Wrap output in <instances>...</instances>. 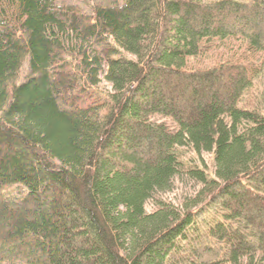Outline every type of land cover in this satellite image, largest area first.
<instances>
[{
    "label": "trees",
    "instance_id": "16d2710c",
    "mask_svg": "<svg viewBox=\"0 0 264 264\" xmlns=\"http://www.w3.org/2000/svg\"><path fill=\"white\" fill-rule=\"evenodd\" d=\"M262 25L264 0H0L31 66L0 79V264H264V58L189 69L264 57Z\"/></svg>",
    "mask_w": 264,
    "mask_h": 264
},
{
    "label": "rangeland",
    "instance_id": "374dc122",
    "mask_svg": "<svg viewBox=\"0 0 264 264\" xmlns=\"http://www.w3.org/2000/svg\"><path fill=\"white\" fill-rule=\"evenodd\" d=\"M264 30V26L262 25ZM211 57H215L218 59H228V58H235L238 61H241L242 63L248 65L250 68H256L259 67L262 64V57L260 54L254 53L250 50V46L247 43H237L235 40L230 42H222L220 40L215 41L211 43L209 48V57H207L206 60H200V61H194L191 60L189 63V69L192 71H198L203 69H208L212 66V60ZM30 59H13L12 57L6 55L5 53H0V79L5 78L7 76L13 75L22 69L28 70L30 69ZM105 86L108 88L109 85L105 83ZM227 86H230L229 84ZM226 91V90H225ZM177 92V91H176ZM176 92L174 93L173 99H177L178 96L176 95ZM181 93L178 94H184L186 97L188 95L187 91H179ZM187 103L184 105L186 109L188 110V116L192 117L194 113H191V110L195 111L194 106H191V103L189 101V98L187 99ZM189 182V183H188ZM190 181H187L185 183L184 181H180L174 192L168 195L167 197L171 199L174 202L181 201L182 197L184 195H187V193L196 191L198 187L196 188L194 183H191Z\"/></svg>",
    "mask_w": 264,
    "mask_h": 264
}]
</instances>
